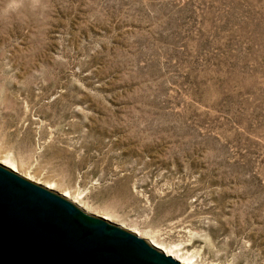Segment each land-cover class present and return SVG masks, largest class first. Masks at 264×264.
<instances>
[{
	"label": "rangeland",
	"instance_id": "rangeland-1",
	"mask_svg": "<svg viewBox=\"0 0 264 264\" xmlns=\"http://www.w3.org/2000/svg\"><path fill=\"white\" fill-rule=\"evenodd\" d=\"M0 157L192 264H264V0H0Z\"/></svg>",
	"mask_w": 264,
	"mask_h": 264
},
{
	"label": "water",
	"instance_id": "water-1",
	"mask_svg": "<svg viewBox=\"0 0 264 264\" xmlns=\"http://www.w3.org/2000/svg\"><path fill=\"white\" fill-rule=\"evenodd\" d=\"M0 264H185L0 164Z\"/></svg>",
	"mask_w": 264,
	"mask_h": 264
},
{
	"label": "bare ground",
	"instance_id": "bare-ground-1",
	"mask_svg": "<svg viewBox=\"0 0 264 264\" xmlns=\"http://www.w3.org/2000/svg\"><path fill=\"white\" fill-rule=\"evenodd\" d=\"M0 164H2V165H4V166H6V167H8V168H10V169H12L13 171H15V172H17L19 175H21V176H23L24 178H26V179H29V180H31V181H34V182H36V183H38V181H35V180H33L29 175H22L21 173H19L18 171H17V169H16V165L14 164V163H12V162H10V160L9 159H7V158H3V157H0ZM48 184H47V183ZM45 183L46 184H42L44 187H46V188H48V189H51V190H54V184L53 183H50L51 181H46ZM54 191H56V190H54ZM58 192V191H57ZM59 194H61L62 196H64L65 198H67L68 200H70L71 202H73L74 204H76L80 209H82L83 211H85V212H87V213H89V214H93V215H96V216H100V217H102V218H104V219H106V220H108V221H110V222H112V220H110V218H109V216H108V214H104V215H97V214H94V213H91V212H89V210H87L84 206H82L80 203H78L75 199H72L69 195H68V193L67 192H65V193H61V192H58ZM112 223H115V222H112ZM116 224V223H115ZM118 225V224H117ZM120 227H122L121 225H119ZM132 232H134L135 234H137L138 232H135V231H132ZM138 235V234H137ZM147 241L149 242V243H151V244H153V245H155L156 247H158L160 250H162L165 254H167V255H171L173 258H175V259H177V260H179L180 262H182V263H185V264H192V263H190L188 260H185V259H181V258H178V257H176L174 254H172L169 250H166L164 247H162V246H160L158 243H156V242H153L152 240H148L147 239Z\"/></svg>",
	"mask_w": 264,
	"mask_h": 264
}]
</instances>
